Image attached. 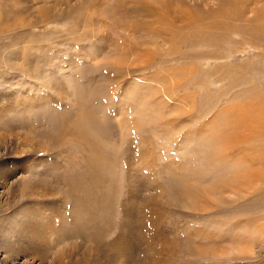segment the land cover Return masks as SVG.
<instances>
[{
	"label": "rangeland",
	"instance_id": "rangeland-1",
	"mask_svg": "<svg viewBox=\"0 0 264 264\" xmlns=\"http://www.w3.org/2000/svg\"><path fill=\"white\" fill-rule=\"evenodd\" d=\"M11 1L0 264H264V0Z\"/></svg>",
	"mask_w": 264,
	"mask_h": 264
},
{
	"label": "bare ground",
	"instance_id": "bare-ground-1",
	"mask_svg": "<svg viewBox=\"0 0 264 264\" xmlns=\"http://www.w3.org/2000/svg\"><path fill=\"white\" fill-rule=\"evenodd\" d=\"M2 2V1H1ZM11 3H16V2H13V0L11 1ZM5 4H7V3H5ZM17 4V3H16ZM2 5V4H1ZM18 5V4H17ZM10 6V5H9ZM12 6V5H11ZM4 7H6V5L4 6ZM16 7V6H15ZM4 9V8H3ZM8 10V9H7ZM13 10H14V8H13ZM5 11V10H4ZM3 11V12H4ZM11 11V10H10ZM16 11V10H15ZM4 13H6V12H4ZM262 14V13H261ZM9 15V14H8ZM261 17H262V15H261ZM1 18H3V17H1ZM4 18H5V16H4ZM262 20V19H261ZM4 28V27H3ZM1 32V31H0ZM208 38V37H207ZM83 104V109L85 108V106H88L89 104H84V103H82ZM90 116V115H89ZM96 119V118H95ZM80 121V120H79ZM68 123V122H67ZM96 132V131H95ZM64 134H65V132H64ZM91 145H93V144H91ZM103 148V147H102ZM88 149H90L89 150V153L91 154V155H94V159L97 157V156H99V158L97 159V161H96V159L94 160H92L91 161V158L92 157H90L91 155H89L88 157H90V160H88V161H86L87 163H84V165H83V168H87V167H89V164H93V165H97V166H100V165H102V162H103V159H110V160H113L112 159V155H109L108 153H104V151H101V150H99L98 149V147H96V145L95 146H93V147H90V148H88ZM96 161V162H95ZM100 164V165H99ZM108 165V164H107ZM97 166H94L95 168H97ZM92 170V169H91ZM98 170H99V168H98ZM81 171V170H80ZM89 171V170H88ZM86 172L85 173V176L89 173V172ZM109 172H110V170H108ZM127 172H128V170H127ZM91 173H93L92 171H91ZM129 173V172H128ZM79 174H77L76 173V175H74V176H72V177H67V180H69V182H70V184H71V186H73V189H72V191H71V194L70 195H73V197H75V201H77V203L78 204H76L75 206L77 207V206H79V208L77 207V211L76 212H79L80 211V209H82V210H87V206H89L91 203H92V206L93 205H97L96 204V202L93 200V199H91L90 197H88L89 196V194L87 195V193L82 197V195L80 194L81 192L79 191V190H81V189H83V188H85L86 187V185L83 183V181L81 180V181H78V179H77V176H78ZM129 175H130V173H129ZM95 176L96 175H91L90 173H89V177H90V179H86L87 180V182L89 183V185L87 186V189H85L86 191H92L93 189V187H94V184H93V180L91 181V178H95ZM126 176H128V175H126ZM133 176V175H132ZM87 177V176H86ZM96 178H98V177H96ZM128 178V177H127ZM99 179V178H98ZM85 180V179H84ZM128 180V179H127ZM95 183V182H94ZM129 183V182H128ZM112 185V184H111ZM97 186V185H96ZM99 186V185H98ZM96 188V187H95ZM99 189V188H98ZM84 190V189H83ZM85 190H84V192H85ZM83 192V191H82ZM83 192V193H84ZM93 193V192H92ZM95 193V192H94ZM90 195H92V194H90ZM96 197V196H95ZM96 200V199H95ZM98 205H100V202H98ZM88 212V211H87ZM82 213V212H81ZM86 213V212H85ZM83 218H80V219H77L76 218V220L77 221H81V223L83 224V225H85V227L86 226H90V227H92V230H90V231H86V232H90L91 233V237H95V235H97V233H98V231H100L102 228H101V225H100V221L102 222V220L98 217V218H95V216L94 217H91V216H85V214L83 213ZM107 216V215H106ZM103 217V219H106V217H104V216H102ZM101 217V218H102ZM69 221V220H68ZM83 225H81L82 226V228H84V226ZM99 225H100V227H99ZM75 229V228H74ZM79 229H81V227H78V229H77V231H79ZM87 230H89V229H87ZM94 233V234H93Z\"/></svg>",
	"mask_w": 264,
	"mask_h": 264
}]
</instances>
